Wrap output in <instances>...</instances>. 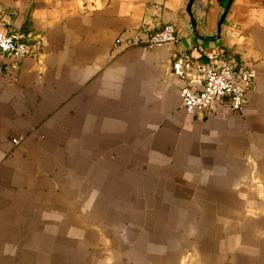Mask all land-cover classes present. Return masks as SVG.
<instances>
[{"label": "crops", "instance_id": "0c3cea01", "mask_svg": "<svg viewBox=\"0 0 264 264\" xmlns=\"http://www.w3.org/2000/svg\"><path fill=\"white\" fill-rule=\"evenodd\" d=\"M227 1L0 0V264H264V0ZM218 48L252 85L188 113L173 55Z\"/></svg>", "mask_w": 264, "mask_h": 264}, {"label": "built area", "instance_id": "2783aa9c", "mask_svg": "<svg viewBox=\"0 0 264 264\" xmlns=\"http://www.w3.org/2000/svg\"><path fill=\"white\" fill-rule=\"evenodd\" d=\"M179 32L173 24H166L152 33L142 42L138 39L131 44L147 46L167 42L176 43ZM0 52L22 58L33 52L31 45L13 31L0 30ZM173 73L185 80L180 91L181 102L188 113L208 110L217 98L225 97L232 109L241 108L245 94L253 81V65L245 60H238L224 50L214 53L212 61L193 60L189 54L176 52L171 60ZM194 71L201 80V86L195 88L188 83L189 73Z\"/></svg>", "mask_w": 264, "mask_h": 264}, {"label": "water", "instance_id": "95a60500", "mask_svg": "<svg viewBox=\"0 0 264 264\" xmlns=\"http://www.w3.org/2000/svg\"><path fill=\"white\" fill-rule=\"evenodd\" d=\"M193 1H194V0H189V2H188V4H187V12H188V14H189V16H190V19H191V25H192L193 29H195V28H196V21H195L193 15H192V13H191V5H192ZM232 1H233V0H228V1H227L226 5H225V7H224V10H223V12H222V14H221V16H220V19H219V26H220V24L222 23V21L224 20V18H225V16H226V13H227V11H228V9H229V7H230ZM218 31H219V27H218ZM218 34H219V33H218ZM202 38H203V39H206V37H202Z\"/></svg>", "mask_w": 264, "mask_h": 264}]
</instances>
